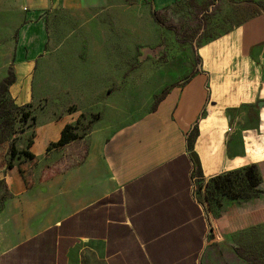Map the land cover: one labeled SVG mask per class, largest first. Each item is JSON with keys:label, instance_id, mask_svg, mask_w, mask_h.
<instances>
[{"label": "crops", "instance_id": "crops-1", "mask_svg": "<svg viewBox=\"0 0 264 264\" xmlns=\"http://www.w3.org/2000/svg\"><path fill=\"white\" fill-rule=\"evenodd\" d=\"M50 1L71 14L83 9V0H0V17L10 12L28 20L18 27L17 71L12 68L9 87L11 99L24 105L32 95L18 74L27 77L43 52L39 16ZM178 1L149 0V15ZM197 48L201 64L163 86L157 95L171 87L133 122L108 134L90 133L82 154L76 140L69 142L62 162L56 161L63 148L54 149L42 170L29 167L28 184L18 167L4 176L0 264H255L234 241L246 223L226 214L228 198L218 207L209 198L234 173L253 180L254 164L263 177L257 189L264 192V12L227 25L224 36ZM19 81L21 88L12 92ZM251 112L257 121H249ZM65 125L55 126L46 146L57 142Z\"/></svg>", "mask_w": 264, "mask_h": 264}, {"label": "rangeland", "instance_id": "rangeland-1", "mask_svg": "<svg viewBox=\"0 0 264 264\" xmlns=\"http://www.w3.org/2000/svg\"><path fill=\"white\" fill-rule=\"evenodd\" d=\"M242 1L248 0H218L217 8L208 6L198 27L196 20L191 21L192 6L188 0L168 11L165 25L183 19L190 30H196L185 45L178 43L173 33H166L162 39L149 15V0H83V9L72 14L50 1L39 16L46 32L43 52L34 58L27 77L18 74L27 79L25 85L32 96L25 106L15 102L21 110L15 115L14 134L0 145L2 162L12 166L10 170H0V198L8 191L4 176L17 173L18 163L26 162L28 169L34 165L32 172L44 168L46 156L55 153L53 143L46 145L55 138L54 129L60 121L70 126L68 133L77 136L74 143L82 154L84 139L90 133H111L146 112L163 86L187 74L193 63L201 64L197 47L224 36L227 25L222 20L223 10ZM250 1L264 10V0ZM128 8L134 12L127 13ZM25 10L28 8H19L21 13ZM27 21L25 16L10 12L0 17V80L9 67L17 71L14 64L18 27ZM31 57L29 54L28 59ZM177 73L182 74L164 80ZM20 83L23 81L16 83L12 92L21 88ZM26 111L28 117H22ZM249 121H257L252 112ZM10 146L15 156H11ZM31 150L38 161L24 155ZM58 153L61 155H56H60L56 162H62L66 151L63 148ZM251 172L253 180L245 172H237L224 186L212 193L210 190L209 203L218 207L228 198L232 205L226 214L237 223H246L235 233V243L243 248L249 262L264 264V192L257 189L263 177L255 164ZM214 232L219 235L220 231L215 228Z\"/></svg>", "mask_w": 264, "mask_h": 264}, {"label": "trees", "instance_id": "trees-1", "mask_svg": "<svg viewBox=\"0 0 264 264\" xmlns=\"http://www.w3.org/2000/svg\"><path fill=\"white\" fill-rule=\"evenodd\" d=\"M188 1L190 2L189 5L192 6L191 21L196 20L198 27V25L200 26V23H202L204 18L206 17V14L208 12V6H214L215 8H217L216 2L218 0H205L204 2L201 3H197L196 0H188ZM179 6H180V1L175 2L172 6L165 7L163 9L164 10L163 12L150 10V16L153 22L159 27L160 35L162 39L164 38L167 32L173 33L177 38V42L185 45L192 40L193 36L195 35L194 32H196V30L195 31L190 30L188 23L184 22L183 19L176 20V22L172 24L168 23L167 25H165L166 16L168 15L166 12L170 11L171 9H176V8L178 9ZM230 8L231 9L229 10V12L227 11V13L222 14V20L225 24L231 27H236L239 24L245 22L248 18H252L257 14L264 12L261 6L250 0L242 2L240 4H232ZM14 80L15 77L12 67H9L7 69V75L2 80H0V145L6 142L8 139H10L14 134L15 115L17 112L21 110V106L16 105L15 101L11 99V97L9 96V87L14 83ZM188 80H189V76H186L182 79L181 83H185ZM170 87L171 86L165 87L154 98L152 108L157 104L159 100H161L165 96V94L167 93ZM27 114H28L27 111L22 113V117L27 118L28 117ZM26 118L24 120H26ZM69 129H70L69 125H65L63 127L57 142L51 144V147L53 149L59 150L69 142L77 139V136L75 134L68 133ZM10 147H11L10 148L11 156H15L13 147L12 146ZM24 155L30 160H34V156L30 152L25 151ZM6 167L12 168L10 163H7ZM17 167L19 172L25 179L26 184H28L30 171L29 169H27L26 162L18 163ZM250 178L252 179L251 174H250ZM7 195L8 194H4L1 197L0 203L7 197ZM238 251L243 257H246L243 253V248L238 246Z\"/></svg>", "mask_w": 264, "mask_h": 264}, {"label": "built area", "instance_id": "built-area-1", "mask_svg": "<svg viewBox=\"0 0 264 264\" xmlns=\"http://www.w3.org/2000/svg\"><path fill=\"white\" fill-rule=\"evenodd\" d=\"M191 188L193 189L194 186L191 185ZM212 230H213V226H212L211 224H208V225H207V232H208L207 234H209Z\"/></svg>", "mask_w": 264, "mask_h": 264}]
</instances>
